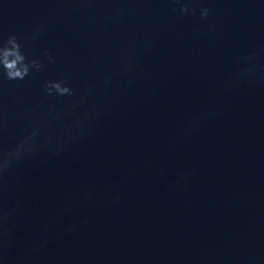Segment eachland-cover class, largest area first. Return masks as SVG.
<instances>
[{"label":"water","instance_id":"1","mask_svg":"<svg viewBox=\"0 0 264 264\" xmlns=\"http://www.w3.org/2000/svg\"><path fill=\"white\" fill-rule=\"evenodd\" d=\"M196 6L213 9L208 22L198 12L177 19L170 0H0V40L16 34L29 56L49 49L57 60L0 84L10 109L18 98L9 137L23 130L26 111L55 114L113 76L90 135L58 154L38 153L9 177V201L21 207L0 264H14L44 236L51 239L37 264H264V82L225 91L236 57L264 47V0ZM121 8L131 11L121 18ZM41 24L46 31L32 43ZM126 52L139 65L131 83L115 76ZM61 78L77 95L46 98L44 82ZM102 92L96 87L89 104ZM209 106L223 111L185 136ZM69 197L75 208L42 233ZM72 224L75 232L54 238Z\"/></svg>","mask_w":264,"mask_h":264},{"label":"clouds","instance_id":"2","mask_svg":"<svg viewBox=\"0 0 264 264\" xmlns=\"http://www.w3.org/2000/svg\"><path fill=\"white\" fill-rule=\"evenodd\" d=\"M175 7L172 11L176 13V18L181 19L186 15L195 16L199 13L202 22H208L213 15L210 7L196 6L197 0H170ZM131 9H119L121 18L128 15ZM209 31H216L217 26L211 23ZM46 31V25L41 24L35 27L31 33V42L35 43L37 38ZM137 44L132 42L131 48L135 49ZM152 47L151 42L144 45V50L149 51ZM25 44L21 42V37L11 34L6 40H0V84L12 81H24L34 73L43 71L47 64H55L56 57L51 50L45 49L42 53L43 59L36 55L29 56L24 51ZM121 67L115 72L117 78L127 77L128 83L132 78L138 63L134 62V57L128 52L123 54ZM264 56V47L247 52L236 57L235 63L240 65L233 78L225 83V91H230L243 82H264V63L258 62ZM47 61V64L45 63ZM113 76L105 75L96 84L90 85L80 94L76 102L71 103L66 109L53 114L49 109L48 113L41 111L40 105L31 110V114L25 112V126L23 130L14 138L9 137V132L19 123L14 106L18 103V98L12 102L13 108L4 102V93L0 91V261L8 260V252L13 243L15 231V219L20 210V203L12 204L9 195L15 185L9 183V177L26 160H33L38 153L43 151H55L57 154L64 150L68 144H74L80 139L91 134L94 124L104 115L108 109V100L111 96V84ZM102 86L103 92L96 96L95 100L89 104V98L93 96L96 87ZM42 91L46 98L74 97L77 90L72 87L68 78L57 80H47L42 86ZM87 105V107H84ZM83 108V111L80 109ZM222 107L209 106L197 117H195L185 129L184 135L188 136L202 124L207 123L215 117ZM65 118L71 119V125L64 123ZM91 193L87 194L86 199H90ZM118 199V198H117ZM74 198L69 197L65 200L64 206L60 209L57 216L52 217L42 226V233H47L51 226L56 222L59 215L71 212L75 208ZM87 223V219L83 221ZM77 225H70L65 233L56 234L55 239L63 238V235L77 230ZM50 237L44 236L34 243L31 249L23 256L16 258L14 264H37L40 260V253L50 243Z\"/></svg>","mask_w":264,"mask_h":264}]
</instances>
